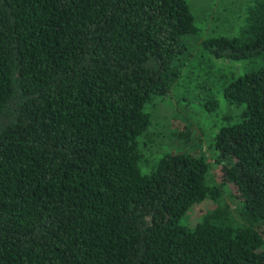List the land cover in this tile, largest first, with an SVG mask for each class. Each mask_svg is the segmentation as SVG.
Wrapping results in <instances>:
<instances>
[{
  "label": "trees",
  "instance_id": "obj_1",
  "mask_svg": "<svg viewBox=\"0 0 264 264\" xmlns=\"http://www.w3.org/2000/svg\"><path fill=\"white\" fill-rule=\"evenodd\" d=\"M244 1L198 59L188 0H0V264H264V0ZM193 64L200 109H236L207 137L217 183L196 145L144 151Z\"/></svg>",
  "mask_w": 264,
  "mask_h": 264
},
{
  "label": "rangeland",
  "instance_id": "obj_2",
  "mask_svg": "<svg viewBox=\"0 0 264 264\" xmlns=\"http://www.w3.org/2000/svg\"><path fill=\"white\" fill-rule=\"evenodd\" d=\"M188 3L195 16V23L199 31L197 34L187 36L186 40L189 42L187 47L189 46L188 50L192 53L196 50L195 54L198 59L203 58L201 54L197 53V46L200 50L199 45L202 39L211 36V33L217 32L218 29H223L221 24L217 26L216 17L226 14L227 7L236 8L237 6H242L244 8L246 6L244 0H188ZM214 63L221 64L215 67V74L223 73L221 66H226V62L214 61ZM193 67L196 68L191 73H188V76L183 75L178 80L175 86L177 90L175 91V96L173 95L169 100L165 99L154 107L152 124L147 130V135L143 138L148 141L144 151L148 156L150 154L156 155L160 150L163 151L166 146L170 145L169 147L174 148V150L190 152L193 150L192 146L196 145V149H201L208 161L211 162L212 181L217 183L220 180L219 169L213 164V156L208 146L207 137L213 132L214 124L218 125L222 116L231 115L236 109L233 104H228L220 96H218V109L214 113H207L204 112L205 110L200 109L197 102L198 92L191 86L192 83L197 84V82H191V80L195 78L193 75L195 70H199L205 77H208L209 73H207L208 68H205L204 65L200 67L199 64H193ZM210 72L212 74V70ZM187 80L190 82H187ZM200 83L202 84V82ZM211 124L212 126H210ZM186 126L189 129H186ZM185 131H188L187 135H184ZM189 139L190 141L185 143ZM163 142L164 147L161 145ZM223 199L232 208L235 207L237 209L239 202L228 196L227 192L223 194ZM215 206L216 202L210 199L206 200L195 208L193 214L190 213V217L193 219L199 211L214 208Z\"/></svg>",
  "mask_w": 264,
  "mask_h": 264
}]
</instances>
